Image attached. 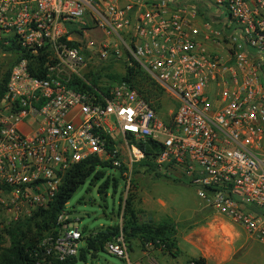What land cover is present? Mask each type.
Segmentation results:
<instances>
[{"label":"built area","instance_id":"built-area-1","mask_svg":"<svg viewBox=\"0 0 264 264\" xmlns=\"http://www.w3.org/2000/svg\"><path fill=\"white\" fill-rule=\"evenodd\" d=\"M16 57L0 72L1 86L10 70L0 93V200L10 211L47 208L90 158L120 172L125 207L146 159L139 143L151 140L156 173L185 179L264 245V0H0V62ZM94 57L134 61L173 103L169 118L126 81L92 85L82 71ZM57 223L42 246L64 261L83 235L67 209ZM105 250L133 264L123 234Z\"/></svg>","mask_w":264,"mask_h":264},{"label":"rangeland","instance_id":"rangeland-1","mask_svg":"<svg viewBox=\"0 0 264 264\" xmlns=\"http://www.w3.org/2000/svg\"><path fill=\"white\" fill-rule=\"evenodd\" d=\"M204 9L207 10V7ZM8 60L9 58L0 62V72L9 67ZM125 68L122 59L100 61L94 57L87 61L82 74L86 77L88 72L99 71L101 80L98 86L112 87L118 82L112 81L109 76L124 74ZM164 105L163 111L159 113L163 120L171 115L173 103L165 98ZM101 171L104 173L101 180L94 182V176L89 178L67 204V210L80 229H87L86 235L123 224L124 183L120 172L114 168H103ZM114 179L118 181L117 185ZM134 180L137 185V199L141 202L137 207L151 218V222H174L176 235L179 234L178 238L176 236V243L180 251L175 257L168 252H157L158 249L153 244L143 246L139 240H135L132 242L133 250L130 254L134 264H137L136 261L140 264L155 263L144 259L142 250L151 251V259L158 264H189L192 258L202 257V254L210 258L209 264H264V245L250 237L241 226L207 207L198 197L196 187L185 179H175L167 175L157 177L154 172H146L142 168L135 174ZM106 183L108 188L100 194V188ZM11 208L10 204L0 200V238L4 227L17 221V216L18 219L28 216V212L23 213L28 211V207L18 213L10 211ZM84 246L85 242L82 241L81 247ZM78 264L129 263L107 251H100L97 258L89 256L86 262L80 261Z\"/></svg>","mask_w":264,"mask_h":264},{"label":"trees","instance_id":"trees-1","mask_svg":"<svg viewBox=\"0 0 264 264\" xmlns=\"http://www.w3.org/2000/svg\"><path fill=\"white\" fill-rule=\"evenodd\" d=\"M19 58L16 57L11 60L9 68ZM131 62H133L132 66L126 65L124 74H113L109 78L115 82L126 81L131 84L146 100L152 102V106L158 114L161 113L165 106L162 102L165 99L164 91L134 61ZM37 63L39 64V71L37 72L32 66L31 72L40 77L43 74V61ZM9 74L10 70L6 72L3 78L0 93H3L4 84L8 82ZM86 78L92 85L98 86L101 73L91 71L86 73ZM74 83L82 91L89 88L79 79L75 80ZM102 88L107 91L110 90V87ZM139 146L145 152L146 159L137 166L135 174L143 168L146 172H154L157 177H162L163 175L155 172L151 156L153 149L155 151L160 150V145H154V142L149 140L146 143L140 142ZM150 146H153V149ZM100 168H112V165L108 162L103 163L98 158H90L74 165L65 174L62 184L47 208H37L30 216L7 224L0 238V264H78L80 261L86 262L89 256L97 258L100 251H106L105 246L108 242H112L122 234L129 244L130 251L133 250L132 242L139 240L143 246L150 243L157 249L177 257L180 251L177 248L174 222L165 220L155 223L148 218H143V211L137 207L141 202L137 199L136 182L134 191L130 193L126 201L122 225L117 224L103 228L89 235H86L87 229L84 228L82 235L85 246L81 247L79 254L75 257L60 261L46 255L42 246L43 240L58 233V217L67 209V204L79 188L92 176H94V182L102 179L104 173ZM114 183L117 185L118 181L114 179ZM107 188L108 183L100 188L99 193H104ZM120 210H122V206ZM192 262L194 264H208L204 257L192 258L189 264Z\"/></svg>","mask_w":264,"mask_h":264},{"label":"crops","instance_id":"crops-1","mask_svg":"<svg viewBox=\"0 0 264 264\" xmlns=\"http://www.w3.org/2000/svg\"><path fill=\"white\" fill-rule=\"evenodd\" d=\"M143 218H148V219H150V221H151V218H149V216H148L147 214H144V215H143ZM178 235H179V234L176 235L177 238H178ZM193 243H194V242H193ZM131 252H132V251H130V254H131ZM157 252L166 253L165 251H162V250H160V249H158ZM151 254H152L151 251L149 252V251H143V250H142V257H143L144 259H146L147 261H155V260L151 259ZM201 256L204 257V258H206V259H207V263L209 264L210 258H209L208 256L204 255V254H202ZM199 257H200V256H199ZM130 258H131V257H130ZM194 258H196V257H194ZM132 262H133V261H132ZM135 263L140 264L139 261H136ZM133 264H134V262H133Z\"/></svg>","mask_w":264,"mask_h":264}]
</instances>
